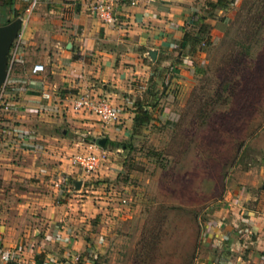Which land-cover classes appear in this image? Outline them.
I'll list each match as a JSON object with an SVG mask.
<instances>
[{"label":"rangeland","instance_id":"1","mask_svg":"<svg viewBox=\"0 0 264 264\" xmlns=\"http://www.w3.org/2000/svg\"><path fill=\"white\" fill-rule=\"evenodd\" d=\"M182 1L187 4H175L190 9L193 14L188 17L196 23L183 20V35L188 31L195 42L208 38V48L187 54L182 63L165 54L167 61L153 67L146 60L151 78L126 85L132 93L123 92L122 97L130 101L124 111L144 99L147 116L140 113L139 124H133L129 133L102 136L103 147L102 138L93 142L104 150V161L89 176L74 171L68 185L78 200H90L88 209L84 203H54L65 212L58 213L53 225H45L55 229L56 245L66 234L75 242L81 239V251L85 247L81 253L89 264H217L218 256L231 259L229 243L215 238L216 233L203 236V227L236 234L229 238L230 244L238 239L243 249L239 258L250 260L244 244L249 231L242 221L247 216L246 195L260 182L263 185L264 178V0ZM160 18L169 23L165 15ZM154 25L163 35L169 34L164 25ZM7 77L0 89L4 87L10 102L9 116L16 113L18 96L8 94L12 79ZM56 93L46 89L43 97L49 103L29 112L55 116L64 123L59 136L85 140L83 134L70 131L74 118L62 104L50 106L51 100L45 98ZM137 111L132 112L134 118ZM3 122L7 130V121ZM28 136L16 139L22 143ZM3 141L7 143V137ZM33 173L24 184L34 182L42 191L48 178ZM65 176L60 175L61 182ZM14 202L10 206L23 204ZM32 218L39 222L43 216L37 213ZM34 219L32 233L39 224Z\"/></svg>","mask_w":264,"mask_h":264},{"label":"crops","instance_id":"2","mask_svg":"<svg viewBox=\"0 0 264 264\" xmlns=\"http://www.w3.org/2000/svg\"><path fill=\"white\" fill-rule=\"evenodd\" d=\"M90 1L40 0L39 6L22 31L20 62L13 67L12 77L9 75L8 80L10 82V78L12 79V87L9 88L8 94L18 98L14 105V113H16L4 119L7 121L8 142L0 141V234L5 248L14 247L18 243L27 248L19 257L22 261L32 257L38 264H42L46 259L61 258L66 254L67 246L63 240L59 245L53 242L55 229L45 227L48 223L53 225L58 213L65 212L63 206L54 203H84L87 209L91 203L90 200H78L76 191L68 187L71 182L69 177L73 173L69 160L77 153V148L83 151L102 136L114 137L123 135V132L129 133L130 127L134 124L133 113L138 103L131 111H124V104L130 101L122 95L123 92L132 93L126 85L147 82L151 78L152 71L146 60L152 67L155 62L162 63L165 60L166 57L162 54L168 55L171 61L182 63L186 60L184 57H178V50L174 46L182 41L183 20L191 19L192 16H188L193 14L189 13L190 9L187 7L179 9L175 2L180 1L185 4L187 2L123 0L122 6L119 7L120 12L127 14L129 17L126 19L132 22L131 29L125 33L118 32L91 16L88 11ZM131 2L135 5H131ZM27 5V0H14L13 8L24 17ZM175 14H179L177 18L173 17ZM164 15L169 21L167 25L164 24V19L160 18ZM154 24L164 25L163 31L167 29L169 34H164L166 35L164 37L160 30H156ZM147 40L149 42L146 44ZM151 52H155L153 60L148 57ZM36 65H41L43 71L38 72L33 80L27 79L25 71ZM36 80L41 81L43 86ZM46 89L58 91L57 94L61 98L79 93H95L94 95L105 97L121 110V125L126 131H121V125L115 128H102L94 116L73 114L70 110H65L74 118L72 123L75 127L72 126L70 131L76 136L83 134L86 139H79L74 135L59 136L58 129L62 124L64 125L60 119L51 115L37 116V113L33 115L34 113L29 112L49 103L43 97ZM50 100L52 102L50 106L57 103L53 98ZM22 134L29 136L19 143V139L16 138L22 137ZM15 141H18L16 145ZM37 156H40V161L39 158H35ZM37 161L40 166L36 164ZM33 172L37 174L41 172L42 179L43 176L48 178L44 182L42 191L41 188L38 190L34 182L27 181V185L24 184V180L34 176ZM63 174L66 175V180L61 182L60 175ZM50 182L54 185L47 184ZM255 188L246 195L247 207L243 209L247 216L242 221L243 226L249 231V235L247 233L244 235L247 240L244 244L248 246L245 248L248 250L250 260L239 258L243 249L239 241H234L236 243L233 247L234 251L231 250L232 253L229 251L227 254L232 260L225 256L230 261L229 264L263 263L261 259L264 258L262 182ZM98 198L100 197H93V200ZM14 200L16 201L14 203L23 204L10 206ZM37 213L43 216L39 222L36 218H32ZM68 214L66 212V217ZM31 219L39 223L33 227L34 233L30 225ZM228 234L230 237L237 236L231 231ZM240 237L239 235V239L242 238ZM82 242L81 239L75 242L77 249L83 245ZM55 245L57 248L54 250ZM251 257L256 262H253Z\"/></svg>","mask_w":264,"mask_h":264},{"label":"built area","instance_id":"3","mask_svg":"<svg viewBox=\"0 0 264 264\" xmlns=\"http://www.w3.org/2000/svg\"><path fill=\"white\" fill-rule=\"evenodd\" d=\"M28 5L25 10V16L19 17L21 19V29L23 31L27 21L31 18L33 12L39 6L40 0H27ZM123 0H91L88 4V11L100 21L102 24L107 25L118 32H129L131 29L132 22H129L125 17H123L118 11L120 4ZM20 31V30H19ZM22 31L18 32L16 38L14 39L9 53H8V61H7V73L10 75L12 68L15 64L20 62L21 50H22ZM181 44V43H180ZM180 44L177 43V49L179 53V57L183 56L187 58V54L182 52L180 49ZM184 54V55H181ZM43 67L41 65H36L32 69L25 71V76L27 79L33 80L35 75L38 72H42ZM8 78V77H7ZM39 85H42V82L36 80ZM35 81V82H36ZM7 83V81L5 82ZM5 83L3 84L5 86ZM43 86V85H42ZM53 99L60 102L65 110H70L73 114H81L96 117L98 123L102 126V128H115L121 125V110L116 106L112 105L108 99L105 97H99L92 93H79L76 95H70L65 98L59 97L56 93L52 94ZM46 99H51L47 94ZM61 105V106H62ZM11 108L10 102L6 98V94L4 92V87L0 89V141L6 137V130L3 126V120L6 115L9 113ZM106 154L104 150L97 149L95 144H90L83 151H79L76 154L72 155L70 158V166L75 171L76 174L82 176H89L95 173L101 163L104 161ZM125 204V203H123ZM230 232V231H229ZM215 233L217 235H215ZM215 235V238L228 242L229 248L234 250L233 247L235 244H230V235L226 232L217 233L213 228L203 227L202 235L208 236ZM232 238V237H231ZM60 241L63 242L67 246L66 254L58 259H46L42 264H89V261H85L81 252L84 251V248L81 251V247L77 249L75 238H72L66 234L65 238L59 237ZM240 240V239H239ZM238 241V239L236 240ZM78 245V244H77ZM232 245V246H231ZM27 248L18 243L16 246L11 248H5L2 242V236L0 234V263L2 264H38L34 258L30 257L25 260H19L24 250ZM30 250V249H29ZM224 256H218L216 259L217 264H227L228 259H223Z\"/></svg>","mask_w":264,"mask_h":264},{"label":"trees","instance_id":"4","mask_svg":"<svg viewBox=\"0 0 264 264\" xmlns=\"http://www.w3.org/2000/svg\"><path fill=\"white\" fill-rule=\"evenodd\" d=\"M13 4H14V0H0V26L8 24L20 16L19 11L13 8ZM214 6L216 7L217 5L211 4V7H214ZM190 20L194 22V24H196L193 19H190ZM193 37H194L193 35H191L188 31H186L183 35V38L180 44V49L182 50V52L189 54V56L194 55L197 51H201L202 53H204L209 45L208 38L200 39L198 42L197 41L195 42ZM194 45L196 46L194 47ZM17 64H15L13 67H15ZM137 103H138L137 116L133 119L134 124L136 125L139 124V117H140L139 114L142 113L144 114V116H147V112H148L147 109L144 106H142V104H145L144 99L142 98L139 99Z\"/></svg>","mask_w":264,"mask_h":264},{"label":"water","instance_id":"5","mask_svg":"<svg viewBox=\"0 0 264 264\" xmlns=\"http://www.w3.org/2000/svg\"><path fill=\"white\" fill-rule=\"evenodd\" d=\"M20 29L21 19L19 17L6 25L0 26V87L5 83L7 79V55ZM150 57L153 60L155 58V52H151ZM104 143L105 140H102L100 141L99 145L103 147Z\"/></svg>","mask_w":264,"mask_h":264}]
</instances>
